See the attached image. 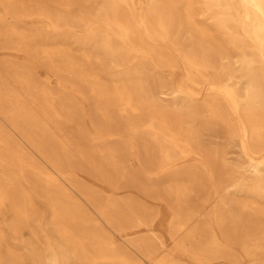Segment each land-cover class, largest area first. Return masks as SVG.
<instances>
[{"label":"bare ground","instance_id":"1","mask_svg":"<svg viewBox=\"0 0 264 264\" xmlns=\"http://www.w3.org/2000/svg\"><path fill=\"white\" fill-rule=\"evenodd\" d=\"M1 56L0 264H264V0H0Z\"/></svg>","mask_w":264,"mask_h":264},{"label":"rangeland","instance_id":"2","mask_svg":"<svg viewBox=\"0 0 264 264\" xmlns=\"http://www.w3.org/2000/svg\"><path fill=\"white\" fill-rule=\"evenodd\" d=\"M5 61H12V59L9 58V57H6V56H4V57L1 56L0 57V64L3 63V62H5ZM43 78L44 77L39 78L38 79V82L44 84L43 83L44 82L43 81ZM56 85L57 84L54 81L52 84L49 85V88L51 90H53V91L54 90H57ZM85 110L89 113V107L88 106L85 108ZM94 121H97V120L94 119ZM110 142H112V141H110ZM129 165H130V168L131 169H137L138 168V164L136 162H134V161H130ZM74 175H75L74 177H75V180H76V182H77L78 185L82 186L85 189H88L90 191L95 192V196H96L97 199H99V201H103L105 199V197L107 195L104 194L101 191L102 190V188H101L102 184H100L99 181H93L94 180L93 178L88 177L87 175H85L84 173L79 172V171L75 172ZM118 193L119 194L117 196H115V199H117L119 201H122L123 199H126V198H135L136 200L140 201L141 203H143L145 201L141 195H139L137 192L132 191L130 189H121V190H119ZM150 207H152V208H150V210H154V208H155L154 206H150ZM6 217H8V214H6ZM0 225L2 226L3 230L6 229L4 227V225H3V223H0ZM158 232L161 233L160 230H158ZM138 237L145 239V238H148L149 237V234L146 233V232H143ZM29 238H30L29 234L27 233V231L24 230L23 231V235H22V239L27 241V240H29ZM153 248L156 249V250H158L159 249V246L156 245V244H153ZM24 253H25V251L21 250L20 254H24ZM180 263H182V264H188V261H186V260H180Z\"/></svg>","mask_w":264,"mask_h":264}]
</instances>
